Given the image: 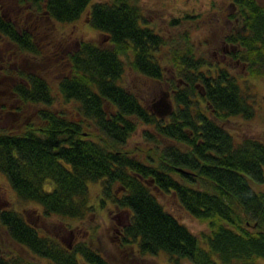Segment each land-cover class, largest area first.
<instances>
[{
	"label": "trees",
	"instance_id": "1",
	"mask_svg": "<svg viewBox=\"0 0 264 264\" xmlns=\"http://www.w3.org/2000/svg\"><path fill=\"white\" fill-rule=\"evenodd\" d=\"M9 1L13 18L0 8V40L12 45L13 56L24 64L23 54L35 63L50 61L42 44L48 38L52 62L62 71L52 77L55 90L29 58L27 69L17 63L0 68L15 77L7 85L11 104L18 102L16 113L30 104L34 114L21 130L5 123L2 116L9 110L2 107L0 172L19 203L39 207L41 222L29 220L24 211L0 208L1 226L31 256L8 250L0 253V264H113L89 242L70 245L51 227L93 214L91 182L101 186L102 206L109 201L130 213L119 244L133 256L164 252L170 264H264V191L259 188L264 141L238 138L224 126L233 117L255 116L257 94L249 81L197 55L189 30H157L140 0ZM233 4L243 24L224 39L250 76L264 78V7L256 0ZM85 13L102 39H80L72 49L61 48L52 34L55 23H71ZM166 46L175 75L166 82L176 106L160 117L126 84L122 56L131 54L130 70L160 81L168 69L158 56ZM140 123L146 125L143 137L153 143L143 160L124 150ZM156 190L173 193L207 230L192 232L166 210Z\"/></svg>",
	"mask_w": 264,
	"mask_h": 264
},
{
	"label": "rangeland",
	"instance_id": "2",
	"mask_svg": "<svg viewBox=\"0 0 264 264\" xmlns=\"http://www.w3.org/2000/svg\"><path fill=\"white\" fill-rule=\"evenodd\" d=\"M256 1L264 7V0ZM6 3L11 2L9 0L3 1V6L0 8L3 11L5 10V13L13 18V12L10 11ZM140 3L146 20L149 21L152 26L156 27L157 30L164 33L165 31L170 33L177 31L181 33L189 30L190 39L193 42V49L196 51L197 55L205 57L213 64L227 66L230 71L243 76V78L249 81L250 87L253 88L257 94L255 116L248 120L240 117H233L225 122L224 126L238 138L248 136L259 138L264 141V78L250 76L247 72L246 65L231 55L232 53H230V50L235 51V49L224 39L226 34L241 29L243 24L242 16L238 8L233 4V0H140ZM23 18H27L26 15H23ZM29 18L35 21L33 17L29 16ZM178 18L181 20L180 25L176 26L170 24L172 19ZM52 34L61 48H67L69 46V48L72 49L78 44L80 39H89L98 42L102 39V35L89 23V18L86 13L71 23L56 22ZM48 41L49 39L46 38V40L42 41V44L45 46V56L50 61H39L35 63L33 62V60H35L34 57L30 58L26 54H23V60L27 62L22 64L13 56L16 49L1 39L0 63L2 62L3 64L0 65V68H12L13 63H17L19 66H23L27 69L29 58V61H32V63H30L32 64L33 70L34 68L41 70L42 73L48 77V81L51 84L53 83V88L57 90L55 86L56 82L52 81V77L56 72L61 73L62 70L60 68L57 69V63L52 62L54 59V52L52 47L48 52L47 46L49 47L51 45ZM9 46L14 48L13 52H11L12 50ZM167 49H170V46L163 47L158 56L160 61L167 66L168 69L166 77L160 81L152 80L142 76L134 70H130L127 64L128 60L131 59V54L129 55L128 53V55L122 56L126 64V84L139 95L144 105L150 110H154L153 104H157L161 98L171 103L172 110H174L176 106L173 95L171 94L172 90L170 88V83L166 82V80L175 76L165 56ZM21 55L18 54L17 57ZM63 56L64 55L61 56L60 54V57ZM57 59L59 60V57ZM45 63H48V66ZM43 68H46V71H44ZM13 79H15V77L12 75L7 76L0 73V115L6 113L4 110H9V116H2V119H5L7 122L5 120L3 121L10 126L14 124L13 126L16 128L19 126L18 129L23 130L27 119H33L34 114H31L32 107L30 104L24 106V108H26L24 111L16 113L19 111V109H17L18 102L13 98L14 104H11L12 98L10 99L9 97H12L13 94L8 89L10 87L7 85V83L11 82ZM10 105L12 109L9 108ZM58 106L62 107L63 105L59 103ZM2 107H4L3 111ZM158 107L162 108L160 105H158ZM10 113H12V115H10ZM90 129L92 128L86 127V130L89 131ZM144 129H146V125L142 123L138 124L136 131L128 138L124 149L130 151L133 155L139 156L142 160L147 158L148 155L146 151L148 146L153 144L143 137ZM140 153H142V155H139ZM88 186L91 203L95 207V211L93 214L91 213V216L81 222L70 221V223L65 222L64 224L57 222L52 225L50 222L51 220H44L42 223L45 224L47 222L52 225L51 227H57L60 230L59 236L64 237L66 243L70 245L79 241L89 242L94 248L100 250L113 264H170L164 252H160L157 256L140 258L133 256L125 247H122L119 244V235L123 225L128 221L130 213L124 209L115 207L109 201L102 206L101 200H99L102 196L100 184L91 182ZM259 188L264 191V184ZM155 193L166 210L175 215L192 232L199 235L202 231L207 230V224L188 214L179 204V201L173 193H161L158 190H156ZM37 207L36 204L32 203H19L6 177L0 172V208H12L14 210L24 211L29 220L37 223L40 222L36 216L37 210H39V207ZM53 221L57 220L53 218ZM67 225L70 226L68 227ZM47 227H49V225ZM8 250L26 259L31 258L28 252L22 249L8 236L7 232L0 224V253ZM183 264L191 263L186 262Z\"/></svg>",
	"mask_w": 264,
	"mask_h": 264
},
{
	"label": "water",
	"instance_id": "3",
	"mask_svg": "<svg viewBox=\"0 0 264 264\" xmlns=\"http://www.w3.org/2000/svg\"><path fill=\"white\" fill-rule=\"evenodd\" d=\"M161 107H164V109H163L164 111L162 113L156 111V114L158 116L166 115V114L170 113L172 110L171 103L169 101H167L166 99H163V104L161 105Z\"/></svg>",
	"mask_w": 264,
	"mask_h": 264
},
{
	"label": "flooded vegetation",
	"instance_id": "4",
	"mask_svg": "<svg viewBox=\"0 0 264 264\" xmlns=\"http://www.w3.org/2000/svg\"><path fill=\"white\" fill-rule=\"evenodd\" d=\"M160 104H161V105L163 104V98H161V99L158 101L157 104H153V109H154V110H151V111H152L153 113H155V115H157V114H156V111H158V112H160V113H162V112L164 111V110H163L164 107H162V108H159V107H158V105H160ZM161 105H160V106H161ZM168 114H169V113H168ZM168 114H166V115H162V116H160V117L167 116ZM157 116H158V115H157Z\"/></svg>",
	"mask_w": 264,
	"mask_h": 264
}]
</instances>
